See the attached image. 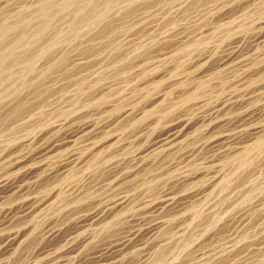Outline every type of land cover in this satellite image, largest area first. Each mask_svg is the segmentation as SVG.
Returning <instances> with one entry per match:
<instances>
[{
	"label": "rangeland",
	"instance_id": "1",
	"mask_svg": "<svg viewBox=\"0 0 264 264\" xmlns=\"http://www.w3.org/2000/svg\"><path fill=\"white\" fill-rule=\"evenodd\" d=\"M0 264H264V0H0Z\"/></svg>",
	"mask_w": 264,
	"mask_h": 264
}]
</instances>
